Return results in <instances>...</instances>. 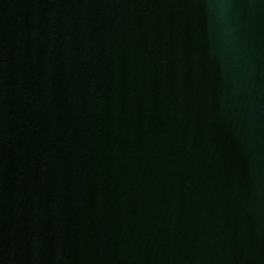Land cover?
Returning a JSON list of instances; mask_svg holds the SVG:
<instances>
[{
	"label": "water",
	"instance_id": "obj_1",
	"mask_svg": "<svg viewBox=\"0 0 264 264\" xmlns=\"http://www.w3.org/2000/svg\"><path fill=\"white\" fill-rule=\"evenodd\" d=\"M0 264H264V0H0Z\"/></svg>",
	"mask_w": 264,
	"mask_h": 264
}]
</instances>
